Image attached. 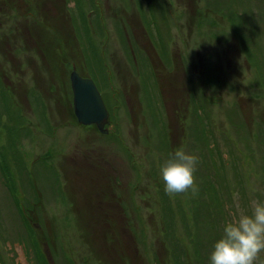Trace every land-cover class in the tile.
I'll list each match as a JSON object with an SVG mask.
<instances>
[{"label": "rangeland", "instance_id": "obj_1", "mask_svg": "<svg viewBox=\"0 0 264 264\" xmlns=\"http://www.w3.org/2000/svg\"><path fill=\"white\" fill-rule=\"evenodd\" d=\"M73 67L113 131L78 122ZM180 146L199 157L195 197L160 178ZM253 199L264 0H0V264H208L214 210L222 227Z\"/></svg>", "mask_w": 264, "mask_h": 264}, {"label": "clouds", "instance_id": "obj_2", "mask_svg": "<svg viewBox=\"0 0 264 264\" xmlns=\"http://www.w3.org/2000/svg\"><path fill=\"white\" fill-rule=\"evenodd\" d=\"M198 155L177 147L159 166L164 191L170 197L188 193L195 197L199 187L195 172ZM257 189L252 188L255 192ZM264 252V200L253 199L250 211L233 213L222 226V234L213 242L209 253L210 264H256Z\"/></svg>", "mask_w": 264, "mask_h": 264}, {"label": "water", "instance_id": "obj_3", "mask_svg": "<svg viewBox=\"0 0 264 264\" xmlns=\"http://www.w3.org/2000/svg\"><path fill=\"white\" fill-rule=\"evenodd\" d=\"M69 79L73 95V110L79 123H96L97 127L106 132L104 127L108 110L103 101V97L95 81L86 75H81L76 67H73L69 73Z\"/></svg>", "mask_w": 264, "mask_h": 264}, {"label": "flooded vegetation", "instance_id": "obj_4", "mask_svg": "<svg viewBox=\"0 0 264 264\" xmlns=\"http://www.w3.org/2000/svg\"><path fill=\"white\" fill-rule=\"evenodd\" d=\"M179 2H180V0H179ZM98 8V7H97ZM96 8V9H97ZM100 9V8H99ZM98 10V9H97ZM99 11V10H98ZM97 12V11H96ZM169 46H170V44L172 43V40L169 38ZM151 61V63H152V59L150 60ZM148 66L150 67V64H149V61H148ZM165 68V67H164ZM168 68V67H167ZM169 71V70H168ZM156 73V78H158V75H157V72H155ZM111 93H114V92H111ZM112 97V96H111ZM114 98V97H113ZM104 99V98H103ZM103 101H105V99L103 100ZM107 101H105V104L107 105V103H106ZM109 102V101H108ZM107 107H108V105H107ZM108 109H109V107H108ZM91 124V123H90ZM90 124H88V125H90ZM112 130V129H111ZM109 128H107V131L106 132H110L111 131ZM113 131V130H112ZM105 132V133H106ZM102 163V162H101ZM104 163V164H103ZM103 165H101V166H96V169H101V170H105V171H110V173H112V174H109V180L110 181H112L111 182V184H119V183H125V184H128V183H130V180L129 179H125V178H122V179H120L119 178V176H118V174L117 173H115V170L117 169V166H114V161H113V163H110L109 161H103ZM103 166V167H102ZM23 209V208H22ZM21 208H19V212H23V210H22ZM128 214V213H127ZM126 214V215H127Z\"/></svg>", "mask_w": 264, "mask_h": 264}, {"label": "trees", "instance_id": "obj_5", "mask_svg": "<svg viewBox=\"0 0 264 264\" xmlns=\"http://www.w3.org/2000/svg\"><path fill=\"white\" fill-rule=\"evenodd\" d=\"M8 108H10V107H8ZM209 216L211 217V214L209 213ZM213 216H214V219H215V226H216V231H214L215 232V234H214V241L216 240V239H218L219 237H220V235L222 234V227H221V222L219 221V212H217V211H215L214 210V214H213ZM230 219V218H229ZM229 219H227V220H229ZM226 220V221H227ZM225 223V222H224ZM32 241V240H31ZM33 241H35L34 239H33ZM213 241V242H214ZM36 242V241H35ZM212 243V242H211ZM213 244V243H212ZM212 244H211V246H212ZM209 251H208V253H207V250H205V252H203V259L204 260H208V264H210V262H209Z\"/></svg>", "mask_w": 264, "mask_h": 264}, {"label": "crops", "instance_id": "obj_6", "mask_svg": "<svg viewBox=\"0 0 264 264\" xmlns=\"http://www.w3.org/2000/svg\"><path fill=\"white\" fill-rule=\"evenodd\" d=\"M220 38H217V40H219ZM208 42L210 41L212 44L216 41V39H212V38H209L208 40H207ZM223 45H224V43H223ZM219 48L221 49V51L219 52V54L221 55L222 53H223V49H225V48H222V46L220 47V45H219ZM214 50V51H216L217 49H214V48H212L211 46H210V50Z\"/></svg>", "mask_w": 264, "mask_h": 264}]
</instances>
